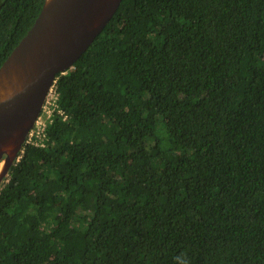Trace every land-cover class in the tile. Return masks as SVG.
I'll return each instance as SVG.
<instances>
[{
  "label": "trees",
  "instance_id": "trees-1",
  "mask_svg": "<svg viewBox=\"0 0 264 264\" xmlns=\"http://www.w3.org/2000/svg\"><path fill=\"white\" fill-rule=\"evenodd\" d=\"M45 1L0 0V67ZM55 88L0 264H264V0H123Z\"/></svg>",
  "mask_w": 264,
  "mask_h": 264
},
{
  "label": "water",
  "instance_id": "water-1",
  "mask_svg": "<svg viewBox=\"0 0 264 264\" xmlns=\"http://www.w3.org/2000/svg\"><path fill=\"white\" fill-rule=\"evenodd\" d=\"M122 1L46 0L0 67V185L18 161L57 75L74 66Z\"/></svg>",
  "mask_w": 264,
  "mask_h": 264
},
{
  "label": "built area",
  "instance_id": "built-area-1",
  "mask_svg": "<svg viewBox=\"0 0 264 264\" xmlns=\"http://www.w3.org/2000/svg\"><path fill=\"white\" fill-rule=\"evenodd\" d=\"M55 84L56 81L50 89L49 94L45 100L44 106L42 108V112L39 118L37 119L34 127L31 129L25 143H32L44 146V143L42 142L43 134L45 133L48 123L52 121L53 109L54 106H56L57 93ZM20 157L18 158V160L20 159Z\"/></svg>",
  "mask_w": 264,
  "mask_h": 264
},
{
  "label": "bare ground",
  "instance_id": "bare-ground-1",
  "mask_svg": "<svg viewBox=\"0 0 264 264\" xmlns=\"http://www.w3.org/2000/svg\"><path fill=\"white\" fill-rule=\"evenodd\" d=\"M1 168H2V164H1Z\"/></svg>",
  "mask_w": 264,
  "mask_h": 264
}]
</instances>
